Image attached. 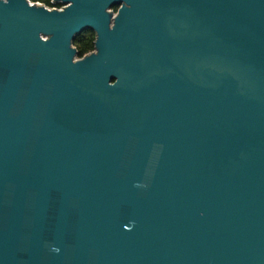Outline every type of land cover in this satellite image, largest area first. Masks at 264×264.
Returning a JSON list of instances; mask_svg holds the SVG:
<instances>
[{
  "label": "water",
  "instance_id": "water-1",
  "mask_svg": "<svg viewBox=\"0 0 264 264\" xmlns=\"http://www.w3.org/2000/svg\"><path fill=\"white\" fill-rule=\"evenodd\" d=\"M53 1L0 0V264H264V0Z\"/></svg>",
  "mask_w": 264,
  "mask_h": 264
},
{
  "label": "trees",
  "instance_id": "trees-1",
  "mask_svg": "<svg viewBox=\"0 0 264 264\" xmlns=\"http://www.w3.org/2000/svg\"><path fill=\"white\" fill-rule=\"evenodd\" d=\"M33 2H40L45 4L48 7H61V3H54L53 0H31ZM116 9V7H115ZM94 40H95V33L91 30H87L79 35L74 45L78 48L80 56L85 55L86 53L94 50Z\"/></svg>",
  "mask_w": 264,
  "mask_h": 264
},
{
  "label": "flooded vegetation",
  "instance_id": "flooded-vegetation-1",
  "mask_svg": "<svg viewBox=\"0 0 264 264\" xmlns=\"http://www.w3.org/2000/svg\"><path fill=\"white\" fill-rule=\"evenodd\" d=\"M114 9H115V7H114ZM117 9H118V7H116V9H115V11H117ZM93 51V50H92ZM92 51H90V52H92ZM90 52H88V53H90ZM88 53H86V54H88ZM84 56V55H83Z\"/></svg>",
  "mask_w": 264,
  "mask_h": 264
},
{
  "label": "built area",
  "instance_id": "built-area-1",
  "mask_svg": "<svg viewBox=\"0 0 264 264\" xmlns=\"http://www.w3.org/2000/svg\"><path fill=\"white\" fill-rule=\"evenodd\" d=\"M52 8V7H51Z\"/></svg>",
  "mask_w": 264,
  "mask_h": 264
}]
</instances>
